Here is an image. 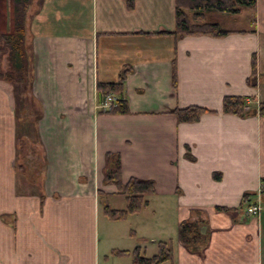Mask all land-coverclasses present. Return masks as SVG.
Listing matches in <instances>:
<instances>
[{"label":"crops","instance_id":"crops-1","mask_svg":"<svg viewBox=\"0 0 264 264\" xmlns=\"http://www.w3.org/2000/svg\"><path fill=\"white\" fill-rule=\"evenodd\" d=\"M12 14V0H0V33L13 31ZM237 16L224 37L177 38L150 35L174 31L175 0H134L133 8L31 0L25 48L43 161L37 186H27L16 172L15 88L0 80V264H131L115 252L137 247L150 258L157 248L147 254V238L131 241V228L121 238L117 227L148 211L140 224L177 227L163 240L173 244L163 264H264V214L245 210V198L264 201V119L255 111L264 102V0ZM125 70L128 113H101L97 83ZM226 96L245 98L255 114H223ZM192 106L209 113L193 123L171 114ZM107 153L119 155L123 184L154 183L147 206L127 220L102 211L126 206L103 182ZM187 220L199 221V252L178 239Z\"/></svg>","mask_w":264,"mask_h":264},{"label":"trees","instance_id":"trees-1","mask_svg":"<svg viewBox=\"0 0 264 264\" xmlns=\"http://www.w3.org/2000/svg\"><path fill=\"white\" fill-rule=\"evenodd\" d=\"M128 8H133L134 0H124ZM31 0H12L13 3V31L0 33V80L10 83L15 88V111L17 121L16 151L17 157L23 161L26 152L38 158L37 169L29 171L31 182L27 186L36 187L37 177L42 168L39 156L40 139L37 124L41 117L38 104L33 99L29 86V59L25 48V26L27 11ZM255 0H175V28L173 32L160 31L150 35L183 36H210L221 38L230 31L222 28L214 15L237 16L244 10L253 11ZM5 58L7 68L3 70L1 63ZM126 70L122 71L115 83H97L96 93L99 104L102 105L107 97L115 99V107L107 110L101 109L104 114L124 115L128 113L126 99L123 98ZM252 85L255 83L252 81ZM22 95H18V89ZM24 94V95H23ZM28 109L32 117L27 119L22 111ZM248 107L247 101L239 96H226L222 101L223 114L245 117L255 114L264 119V102L259 104L254 111ZM209 113L208 110L192 106L171 111L180 123L197 122L200 116ZM22 132L24 135H22ZM26 151V152H25ZM25 164V165H24ZM26 163H17L16 172L23 181ZM36 167V164H35ZM31 168V167H30ZM32 169V168H31ZM105 184H114L117 193L125 198L126 206L122 210L103 207V214L110 220H125L129 215L139 214L148 204L147 197L154 195V183L150 180L130 178L125 184L121 182V166L119 155H105V167L103 172ZM28 177V181H30ZM27 181V182H28ZM33 182V183H32ZM245 203L251 200L245 198ZM202 230L199 229V221H183L178 226L179 241L191 252H199L203 243ZM116 255L129 257L131 264H163L173 261V244L171 240L157 243V252L150 258L145 257L140 247L133 251H117Z\"/></svg>","mask_w":264,"mask_h":264},{"label":"rangeland","instance_id":"rangeland-1","mask_svg":"<svg viewBox=\"0 0 264 264\" xmlns=\"http://www.w3.org/2000/svg\"><path fill=\"white\" fill-rule=\"evenodd\" d=\"M214 17L218 20L220 25H222L221 26L222 28L231 30L232 28L233 29H235V28L237 29L239 27V25L238 24L235 25V23L233 21V19L234 20L237 19L236 21L239 22V17L238 16L219 15V14H217V15H214ZM234 17H236V18H234ZM227 20H229V21H227ZM241 25H246V24L242 23ZM17 94L20 95V96L22 95V92H21L20 88L18 89ZM24 109L25 110L22 111V114L26 115L27 119H30L32 117V114H30L28 109H26V108H24ZM22 135H24L23 132H22ZM41 150L42 149L39 146V150H38L39 156H40L39 158L42 159V161H43V158H41V157H43ZM30 152H28V151L26 152V156H25L26 159H23V161H22V162H25L26 166H27V167H25L24 176L25 177L26 176L29 177V179L31 177V174L29 173V171L37 169V162H38V160H37L38 158L35 155H34V157H33V155H30ZM19 160L21 162L20 158H19ZM35 164H36V167H35ZM119 199L120 198H117V201H119ZM129 216H133V215H129ZM129 216L126 217V220H127V218H129ZM142 216H144V217L146 216L147 218L151 219L152 215L149 214V211H148V213L145 212L144 214H142ZM142 216L132 217L130 220H128L129 222H127L126 224H124L125 222L124 223L121 222V224H117V225H119V226H117L118 227V235H120L119 237H121V238L127 239V228H131L133 230L137 229L135 231H137L138 234H136L135 239H133L131 241L136 242V239H138L137 236L143 235L145 238H147V241L145 243V245H147V248L149 249L147 254H151L150 250L156 249L158 242L163 241L164 238H170V237L174 236V234L177 233V229H176L177 227H176V225H171L172 222L169 221L168 223H170V226L166 227V230H164V231H161V229H155V228L151 229L150 227H148V225H146V224L143 225V224L139 223V220H143ZM171 226H172V231H171ZM152 241H156V244L152 243ZM166 241H168V240H166ZM138 242L142 244V239L140 237L138 239Z\"/></svg>","mask_w":264,"mask_h":264},{"label":"built area","instance_id":"built-area-1","mask_svg":"<svg viewBox=\"0 0 264 264\" xmlns=\"http://www.w3.org/2000/svg\"><path fill=\"white\" fill-rule=\"evenodd\" d=\"M114 102V98L107 97L100 108L103 110H107L111 107H115ZM246 213L249 216L255 217L256 219L260 218L264 214V202L259 198L256 201L249 203L246 207Z\"/></svg>","mask_w":264,"mask_h":264}]
</instances>
